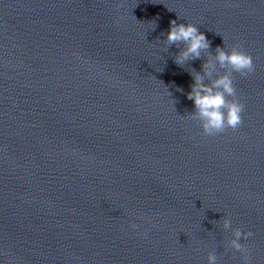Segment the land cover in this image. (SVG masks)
Returning <instances> with one entry per match:
<instances>
[{"label": "clouds", "instance_id": "9594fccd", "mask_svg": "<svg viewBox=\"0 0 264 264\" xmlns=\"http://www.w3.org/2000/svg\"><path fill=\"white\" fill-rule=\"evenodd\" d=\"M163 43L166 48L175 45L180 49L174 56V63L179 67H183L188 61L206 57L202 73L195 70L190 72L194 82L191 91L187 93V99L194 102V111L188 114L189 118L200 122L205 136L222 134L226 129L237 130L243 123L242 113L245 106L237 99L233 74L237 73L241 77L252 74L255 71L252 56L243 50L241 44L232 45L228 51L225 50V45L217 46L215 54H212L209 51L210 41L197 26L177 23V20L170 21ZM222 224L225 230L232 227V221L227 217L222 219ZM130 227L135 230L139 225L132 223ZM140 235L146 237L147 232ZM253 235V232L242 231L237 227L232 229L233 238L227 242V247L241 253L244 264L250 262V249L240 241L241 238L248 239ZM217 259L214 252H209L208 264H217Z\"/></svg>", "mask_w": 264, "mask_h": 264}]
</instances>
